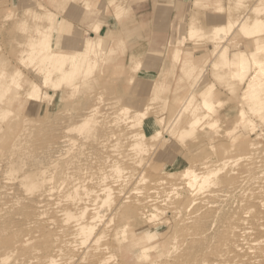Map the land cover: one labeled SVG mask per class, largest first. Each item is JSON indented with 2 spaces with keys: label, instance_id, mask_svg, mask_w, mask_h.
Segmentation results:
<instances>
[{
  "label": "bare ground",
  "instance_id": "6f19581e",
  "mask_svg": "<svg viewBox=\"0 0 264 264\" xmlns=\"http://www.w3.org/2000/svg\"><path fill=\"white\" fill-rule=\"evenodd\" d=\"M256 10L260 12L261 8ZM246 18L238 27L246 38L255 40L252 50L243 48L231 57L228 46L220 47L217 42L211 49L217 59L213 69L228 70L231 80L243 85L241 101L263 123L264 21L256 19L249 24ZM233 27L230 23L217 28L214 40L225 41L222 33ZM189 35L203 38L193 27ZM55 38L58 37L54 32L41 34L40 48L32 54L31 65L38 62L36 71L44 90L57 91L64 82L78 89L76 81L87 80L94 73L89 57L84 55L94 52L100 56L104 52L103 39L85 40L81 50L66 54L52 51ZM5 77V73H0L2 119L14 113L10 103L25 108L36 105L43 94L54 98L42 87H35L34 82L28 93L19 94L20 73L11 75L9 80ZM230 86L227 93L234 91ZM207 90L201 92L200 105L211 113L215 104ZM26 96L36 100L30 102ZM193 103L191 97L182 112L197 107ZM98 113L99 107L95 106L83 115L74 127L75 133L81 135L78 139L64 135L58 143L45 140L34 147L31 142L35 130L27 129L26 124L13 137L3 158L5 178L0 183V264H128L123 260L113 262V250H123L133 238L126 219L141 216L146 209L160 210L169 201L168 196H163L165 191L181 189L176 188L177 182H184L187 193H192H177V198L168 202L164 211L168 219L154 228L161 236L162 247L152 245L141 250L137 264H264V149L253 143V158L242 164H238L241 159L222 162L230 170L220 178L218 175L225 168L210 170L208 164H203L200 171L187 169L179 178L150 179L145 175V166L151 167L152 163L143 154L148 151L149 142L152 146L158 142L161 131L147 136L148 128L143 129L146 110L127 117L130 110L122 108L113 112L111 123L102 126L93 118ZM241 115L242 123L246 122L252 133L257 137L264 135L253 120H244L245 112ZM206 117L204 114L192 121L181 131L180 138L192 137ZM158 124L162 125V121L155 119L147 126L152 129ZM214 125L217 126L210 123L208 128ZM237 195L238 208H224ZM183 196H187L186 200ZM194 203L199 208L185 216ZM157 219L153 214L148 221Z\"/></svg>",
  "mask_w": 264,
  "mask_h": 264
},
{
  "label": "rangeland",
  "instance_id": "374dc122",
  "mask_svg": "<svg viewBox=\"0 0 264 264\" xmlns=\"http://www.w3.org/2000/svg\"><path fill=\"white\" fill-rule=\"evenodd\" d=\"M158 1L152 0L150 14L139 15L136 10L141 3L147 5V0H0V73L6 74L5 80L20 73L22 86L18 89L19 94L28 93L31 82L35 87L45 89L37 75L38 62L31 65L32 54L40 48L43 32L57 35L53 52L73 54L83 48L85 40L93 38H102L104 46L100 56L94 52L84 55L89 57V66L94 73L87 80L78 79V89L64 82L57 91L44 90L52 93L54 98L43 94L36 105L25 108H19L13 102L10 107L14 113L3 119L0 115L3 130L0 133V183L5 178L4 155L13 137L24 129L25 124L27 129L35 130L31 142L34 147L45 140L58 143L64 135L68 139H78L81 135L75 133L74 127L88 109L95 106L99 107L100 113L93 118L100 126L111 123L115 117L113 112L122 108L130 110L127 117L146 110L143 129L148 128L147 136L156 130L161 131L158 142L154 146L149 142L147 155L143 154V158L152 163L151 167L145 166V175L150 179L179 178L187 169L198 170L203 164H208L210 170H220L225 168L222 162L230 158L231 161L241 159L238 164L253 158V143L264 149V135L257 137L252 133L246 122L242 123L241 112L246 113L244 120L255 122L260 133H264V122L241 101L243 85L232 81L228 70L214 71L213 63L217 59L211 53L218 43L220 47L228 46L231 57L243 48L251 51L255 40L246 38L238 24L246 17L249 24L256 19L264 21V0H178L176 7L173 0H166L168 12L155 16ZM257 7L261 8L260 12H256ZM80 8L87 10L81 12ZM230 23L234 24L232 30L222 33L226 36L225 41L214 40V31ZM191 27L197 29L203 38H191ZM202 80L206 81L205 84ZM230 84L234 91L227 93L232 89ZM207 89L211 91L210 99L215 104L211 113L200 105L201 92ZM26 97L30 102L36 100L35 97ZM191 97L197 107L182 112ZM204 114L207 117L194 135L181 139V131ZM155 119L161 120L162 125L151 129L147 125ZM210 123L217 126L209 129ZM122 126L127 127L126 124ZM229 170L226 165L218 177H223ZM183 184L176 183V188H181L177 191H165L163 196H168V202L174 201L177 193L191 195ZM233 198L225 203L224 208L228 211L239 206L238 195ZM194 204L185 216H191L199 208ZM166 205L160 210L146 209L142 211L143 215L126 219L133 238L124 244L123 250H113L114 263L123 260L137 264L141 250L162 245L161 236L154 228L168 219L164 213ZM153 214L159 220L148 221ZM117 222L118 218H115L114 224Z\"/></svg>",
  "mask_w": 264,
  "mask_h": 264
},
{
  "label": "crops",
  "instance_id": "0c3cea01",
  "mask_svg": "<svg viewBox=\"0 0 264 264\" xmlns=\"http://www.w3.org/2000/svg\"><path fill=\"white\" fill-rule=\"evenodd\" d=\"M98 1V0H97ZM99 1H103V0H99ZM164 1H166V0H159L158 1V7H157V9L155 10V12H154V15L155 16H157V14H160V13H162V12H164V13H167L168 11L166 10L167 8V4H165L166 2H164ZM174 1V6L176 7V5L178 4L177 2H178V0H173ZM147 2H148V4L146 5V3H144V4H140V6H139V8L136 10V13L137 14H145V13H148V14H150V9L152 8V6H153V3H152V0H147ZM148 11V12H147ZM139 14V15H140ZM145 36V35H144ZM146 37V36H145Z\"/></svg>",
  "mask_w": 264,
  "mask_h": 264
}]
</instances>
